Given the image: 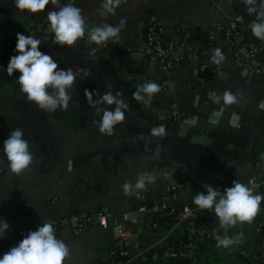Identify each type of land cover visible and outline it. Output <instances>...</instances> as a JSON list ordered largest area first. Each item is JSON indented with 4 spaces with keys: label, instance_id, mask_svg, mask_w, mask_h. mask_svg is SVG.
Listing matches in <instances>:
<instances>
[{
    "label": "crops",
    "instance_id": "obj_1",
    "mask_svg": "<svg viewBox=\"0 0 264 264\" xmlns=\"http://www.w3.org/2000/svg\"><path fill=\"white\" fill-rule=\"evenodd\" d=\"M75 3L88 27L115 26L126 19L118 41L99 46L94 54L91 49L98 46L82 40L60 47L53 37L39 31L49 24L48 9L28 14L16 9L14 0H0V60L4 43L13 40L16 44L19 32L41 38V51L50 53L59 67L96 66L98 74L106 76L128 104L124 109L125 124H118L117 130L114 127L111 135L99 136L89 132L90 128L84 129L89 113L83 108V127L73 132L68 127L73 126L75 110L67 116L69 105L68 109L58 108L55 112L43 110L44 116L40 112L38 117V106L19 90L20 73L9 76L6 67L0 65V218L9 223L7 232L21 240L38 226L24 217L17 218L18 213L34 211L38 218L51 219L70 212L105 209L114 217L107 227L91 225L78 235L64 229L57 237L70 251L64 264H114L110 254L117 234L115 227L126 213L142 224L137 239L141 251L154 246L168 248L180 234L170 231L172 224L157 230L144 223V214L136 212L140 203L137 194L143 193L136 184L142 174L156 176L155 181L145 180V193L163 196L178 206H196L193 198L198 192H206L202 187L205 184L223 191L234 180L242 182L255 177L264 181V108L259 107L264 101V48L245 63L237 64L233 44L224 34V27L234 14H242L252 22L257 15L249 14L248 7H255L257 12L262 9L260 0L254 5H246L244 0H121L112 15L102 8L104 0ZM149 13L165 27L169 39L179 41L183 36L179 29H185L190 34L191 50L202 58L206 55L210 59L220 49L224 56V60H219L220 72L216 76L202 75L197 59L185 60L165 71L157 61L142 54L145 18ZM224 67L228 70L223 71ZM148 81L157 83L160 91L149 104H144L132 94L138 85ZM226 91L233 93L237 102L225 104ZM141 95L148 99L146 93ZM212 95L219 98L218 103ZM174 110L181 119L172 116ZM180 120L188 127L174 133L171 143L162 145L161 140H151L153 127L164 126L163 135H154L162 139L168 136V125ZM16 127L23 129L33 154V163L22 174L10 170L3 151L4 140ZM165 172L171 175L165 177ZM126 183L131 185L129 194L125 193ZM173 185L180 189L172 190ZM205 210L210 226L215 231L222 229L214 210ZM263 213L262 201L251 222L230 226L233 233L248 235L240 245L249 251L246 256L232 246L217 247L216 240L205 241L195 251L194 263L264 264V245L255 228ZM18 241L1 239L0 254Z\"/></svg>",
    "mask_w": 264,
    "mask_h": 264
},
{
    "label": "clouds",
    "instance_id": "obj_2",
    "mask_svg": "<svg viewBox=\"0 0 264 264\" xmlns=\"http://www.w3.org/2000/svg\"><path fill=\"white\" fill-rule=\"evenodd\" d=\"M246 5L256 4V0H244ZM121 0H104L102 8L106 13L114 15ZM15 8L20 11H26L28 14H36L47 10V21L49 28L54 33V43L60 47L72 46L78 40L85 37L89 43H94L97 48H92L94 54L107 42H117L121 29L126 23L122 18L118 25L104 24L89 28L86 18L82 15V10L76 6L75 0H68L67 3H61V0H14ZM53 8L49 9L48 6ZM59 5V7H56ZM261 11L257 12L255 7H248L249 14L256 13L257 20L251 22L252 35L257 39L264 40V0H260ZM104 13H102L103 15ZM17 42L15 45L16 54L11 56L6 66V72L12 76L17 71L20 73L17 80L19 90L26 94L29 102H34L40 109L47 112H55L58 108L64 109L69 105L72 99L69 89H71L77 79V76L83 72L85 76L89 70L77 67L60 68L56 60L50 53L41 51V38L32 34L25 35L17 33ZM212 60L219 63L224 60L220 49L215 50ZM49 89L52 91L50 92ZM160 91V87L154 81H148L138 85L137 90L133 92V98L144 104H149L155 93ZM141 92L146 93V100ZM114 96L111 91L105 92L98 101H91L92 105L106 103L115 104L112 108H97V114L101 111L102 116L93 124L98 127L102 134L111 135L114 127L125 120L124 109L128 104L122 99ZM214 102H219V98L212 95ZM225 104L237 102L236 96L230 91L223 95ZM264 108V101L259 104ZM153 135H163L165 128L163 125L153 127ZM3 151L6 156L8 167L16 174H22L29 169L33 163V154L30 151L29 141L25 138L24 131L16 127L10 135L4 140ZM165 177L170 173L165 172ZM155 181V174H142L137 181L136 188L144 189L145 180ZM205 191L198 192L193 203L199 210H214L219 219L220 227L227 231L229 226H234L238 222H251L260 209L261 202L264 201V195L253 194V189L248 185L234 180L231 187H226L221 191L219 188L205 184L202 186ZM131 185H124L125 193L129 194ZM10 225L6 219L0 218V239H3ZM217 247L228 248L237 243L239 235L229 237L216 235ZM68 246L62 239L56 235L54 225L50 222L41 223L35 230H30L23 236L17 244L8 251L0 254V264H64L69 256Z\"/></svg>",
    "mask_w": 264,
    "mask_h": 264
},
{
    "label": "built area",
    "instance_id": "obj_3",
    "mask_svg": "<svg viewBox=\"0 0 264 264\" xmlns=\"http://www.w3.org/2000/svg\"><path fill=\"white\" fill-rule=\"evenodd\" d=\"M251 22H248L242 14H234L228 24L224 27V34L231 41L234 48V57L237 64H243L250 56L258 55L264 48V40L257 39L252 35ZM92 28V27H89ZM179 29V28H178ZM183 32V36L179 41L166 37L165 27L157 22L153 13H149L145 18V29L143 32L144 44L141 47V52L149 59L157 61L162 69L170 71L179 66L185 60L197 59L200 61V72L202 75L216 76L221 69V64L216 63L212 58H202L199 54L191 50L189 46L190 34L184 29H179ZM44 33L54 38V33L50 30L49 24L39 29ZM80 40L88 42L87 33ZM110 42L103 46H108ZM15 43L13 40H8L4 43L1 54L0 65L6 67L11 56L15 55ZM172 116L179 120L181 119L177 111L172 112ZM0 168V175L2 174ZM253 189V194L264 195V181H258L255 177H249L242 181ZM172 190H179V185H173ZM139 205L136 212L144 214L143 220L147 225L160 230L161 226L158 223H153V215L160 211L168 210L174 216V222L170 227V231H178L179 235H191L186 243H178L170 245L168 248H157L154 246L148 251H141L137 245V239L141 228L140 223L132 219L131 213H126L116 225V237L114 246L111 250V259L113 256H121L123 259L113 260L114 264H173V259L183 257V264H195L194 253L198 240L215 239L216 235L223 237L228 235L233 237L240 236V239L233 248H237L242 255H247L249 251L243 249L240 245L248 239V235L242 233H233L230 227L225 230L222 228L215 231L209 224L208 216L201 215L207 213L206 210H199L197 206H187L181 208L178 205H173L166 200L165 197H160L157 201L150 203V195L139 192ZM264 202V201H263ZM264 214V213H263ZM17 218H26L37 226L41 223L50 222L54 225L56 235L64 229H70L75 235L85 232L91 225H101L107 227L109 220L114 218L110 212L105 209H97L92 212H70L57 218L41 219L38 218L36 212L31 211L28 214L18 213ZM15 217V218H16ZM137 223V224H136ZM264 222H257L255 225L258 234ZM7 241H18L15 234L6 232ZM180 248V249H177ZM157 248V249H156ZM7 248L3 251L6 252ZM119 251V252H118ZM119 253V254H117Z\"/></svg>",
    "mask_w": 264,
    "mask_h": 264
},
{
    "label": "water",
    "instance_id": "obj_4",
    "mask_svg": "<svg viewBox=\"0 0 264 264\" xmlns=\"http://www.w3.org/2000/svg\"><path fill=\"white\" fill-rule=\"evenodd\" d=\"M88 43V42H87ZM82 54V53H81ZM82 55H84V54H82ZM77 67H79V68H83V67H81V66H75L73 69L75 70ZM96 67V66H95ZM95 67H93V66H89V68L87 69V68H85L86 70H89V74L87 75V76H85V74L83 73V72H81L78 76H77V79H76V81H75V83H74V85H73V87L71 88V89H69V93L70 94H76L77 92H78V89L81 87L82 89H85V87H84V85H83V83H85L86 81H87V79H89L94 85H95V82H96V84H97V88L99 89H102L103 90V92H105L104 90L105 89H109V87H110V84H111V82H110V80L106 77V76H100L99 74H98V70H97V68L95 69ZM60 68H63V67H60ZM226 70H228L227 68H223V71H226ZM49 91L51 92L52 90L51 89H49ZM96 95V94H95ZM115 106V105H114ZM115 107H113L112 109H114ZM39 109V107H37V114H38V117H39V113L40 112H42L41 113V115L42 116H44V114H43V110L41 109L40 111L38 110ZM68 109V108H67ZM78 109V108H77ZM77 109H75V113H74V116H73V119H72V125L73 126H70V127H68V124H66L65 125V127L67 128H70V130L71 131H79V127H83V123L82 122H80V120H83V117L85 118V113H83V108L81 109V108H79L78 110ZM45 111V110H44ZM71 112V110H69L68 112H67V116H69V113ZM87 113H89L87 116V118H88V124H87V126L84 128V129H86V128H90V125H91V120L93 119V117H92V112L91 111H87ZM91 113V114H90ZM100 115V114H99ZM98 115V116H99ZM40 120H38V122H39ZM42 123V122H41ZM82 124V125H81ZM182 124V125H181ZM186 127H188L187 126V124H185L184 122H182V120H180V121H175L174 123H171L170 125H168V129H169V131H168V136H164V137H162V139H157L156 138V136H154L153 134H151L152 136H151V140L152 141H154V142H157V141H159V140H161V144L162 145H165V144H167V143H171V138L174 136V133H176L179 129H183V128H186ZM73 129V130H72ZM84 129L83 130H81V131H84ZM141 130V129H140ZM87 132H81V134H86ZM141 133V132H140ZM194 140V139H193ZM195 140H199L198 138L197 139H195ZM188 144H191L190 142L188 143ZM142 191L143 192H145V189H142ZM181 208H184L185 207V205L184 204H182L181 206H180Z\"/></svg>",
    "mask_w": 264,
    "mask_h": 264
},
{
    "label": "flooded vegetation",
    "instance_id": "obj_5",
    "mask_svg": "<svg viewBox=\"0 0 264 264\" xmlns=\"http://www.w3.org/2000/svg\"><path fill=\"white\" fill-rule=\"evenodd\" d=\"M83 85H84L85 89H83L82 92L78 91L75 95L74 94H70L72 99L69 101V106H70L69 108H70V110H75L78 107H81V108L87 109V111H91L93 119L90 122L91 125H90L89 132L93 131L95 134H97L99 136H100V134L101 135H105V134L100 133L99 130H98V127H96L93 124V121L96 120L95 117H101L102 114H103L102 111L99 113L100 115L97 114L96 110H97V108H99V109L113 108V107H116V105L115 104L107 105L106 103L101 102V103L95 104V106H93L91 101H98L100 99V96L103 95L102 94L103 90L100 89V88L98 89L96 82H95V85H94L89 79H87V81L85 83H83ZM111 86L112 85H110L109 89L112 88ZM104 91L107 92L108 90H104ZM110 91L112 92V94L114 96H117V94L119 93V92H116V90H114L113 88ZM120 97H121V95H119L117 98L121 99ZM120 124L124 125L125 122H121V123H119V125ZM122 127L123 126H121V128ZM116 128L118 129V125L115 126V130H117Z\"/></svg>",
    "mask_w": 264,
    "mask_h": 264
},
{
    "label": "trees",
    "instance_id": "obj_6",
    "mask_svg": "<svg viewBox=\"0 0 264 264\" xmlns=\"http://www.w3.org/2000/svg\"><path fill=\"white\" fill-rule=\"evenodd\" d=\"M160 197H162V196L151 195L148 198H150V203H152V202L157 201L158 199H160ZM201 215L208 216L207 213H202ZM173 222H174V216L171 215L168 210L160 211V212L155 213L153 215V223H158L161 226V229L168 228ZM257 222H264V214L261 215L260 217H258ZM55 232L57 233L58 231H55ZM190 236L191 235H187V234L178 235L176 237V241L178 243H183V242L186 243V242L189 241ZM213 240H216V239L198 240L199 242L197 243V245L195 247V251H197V249L200 248V244H202V242H205V241L206 242H211V241L214 242ZM0 241H1V239H0ZM259 242L262 245H264V225L261 227V231L259 233ZM157 248H159V247L157 246ZM177 249H180V248L177 247ZM117 254H119V253H117ZM120 259H123V257H121L119 255L113 256V260H115V261L120 260ZM183 262H184L183 257H177V258L173 259V264H183Z\"/></svg>",
    "mask_w": 264,
    "mask_h": 264
}]
</instances>
